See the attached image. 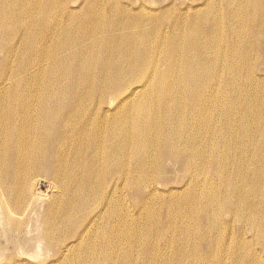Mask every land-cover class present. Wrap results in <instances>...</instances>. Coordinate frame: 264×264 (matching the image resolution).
<instances>
[{"label": "bare ground", "instance_id": "1", "mask_svg": "<svg viewBox=\"0 0 264 264\" xmlns=\"http://www.w3.org/2000/svg\"><path fill=\"white\" fill-rule=\"evenodd\" d=\"M0 264H264V0H0Z\"/></svg>", "mask_w": 264, "mask_h": 264}, {"label": "rangeland", "instance_id": "2", "mask_svg": "<svg viewBox=\"0 0 264 264\" xmlns=\"http://www.w3.org/2000/svg\"><path fill=\"white\" fill-rule=\"evenodd\" d=\"M5 247H6L5 237H4L2 229L0 227V251L5 250Z\"/></svg>", "mask_w": 264, "mask_h": 264}]
</instances>
